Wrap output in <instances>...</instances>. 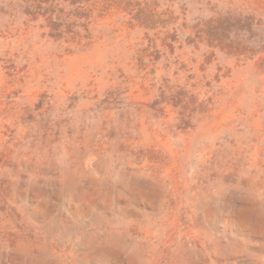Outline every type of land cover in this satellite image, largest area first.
I'll return each instance as SVG.
<instances>
[{
    "label": "rangeland",
    "instance_id": "374dc122",
    "mask_svg": "<svg viewBox=\"0 0 264 264\" xmlns=\"http://www.w3.org/2000/svg\"><path fill=\"white\" fill-rule=\"evenodd\" d=\"M0 264H264V0H0Z\"/></svg>",
    "mask_w": 264,
    "mask_h": 264
}]
</instances>
